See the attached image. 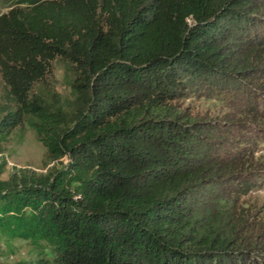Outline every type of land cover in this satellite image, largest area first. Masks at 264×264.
I'll use <instances>...</instances> for the list:
<instances>
[{"label": "trees", "instance_id": "obj_1", "mask_svg": "<svg viewBox=\"0 0 264 264\" xmlns=\"http://www.w3.org/2000/svg\"><path fill=\"white\" fill-rule=\"evenodd\" d=\"M4 7L0 134L27 114L46 117L40 138L67 159L49 174L0 180V233L41 240L52 253L16 264H264L224 183L264 170L240 130L221 131L179 104L200 81L243 85L252 101L264 92V0ZM57 60L72 75L66 115L45 101L55 99Z\"/></svg>", "mask_w": 264, "mask_h": 264}, {"label": "rangeland", "instance_id": "obj_2", "mask_svg": "<svg viewBox=\"0 0 264 264\" xmlns=\"http://www.w3.org/2000/svg\"><path fill=\"white\" fill-rule=\"evenodd\" d=\"M6 10L5 7L0 8V11ZM52 73L54 81H51V84L53 83L55 88L56 100L47 97L45 101L52 108L59 105L61 114L66 115L70 112L68 105L74 99L69 83L72 75L59 60L53 61ZM42 91L46 93L44 88ZM42 91L40 92L43 93ZM4 95V84L0 75V110L6 104ZM262 97L264 92L257 94L256 99L252 101L251 92L237 83H223L217 80L211 83L200 81L188 89L179 99V104L199 118L218 121L221 131H229L235 135L236 130H240L241 134L235 137L250 146V150H245L248 153L247 156L251 157L249 153L251 151L254 163H258V168L261 166L264 170V100L261 99ZM52 103H58V105L54 106ZM250 106H253L252 111L259 114L257 120L248 117L246 112ZM237 121L247 124L245 126L228 124V122ZM45 122L46 117L27 114L23 122L10 133L0 134V165L5 162L0 180L8 179L14 172L21 175L20 170L49 174L65 165L66 157L49 154L40 138L44 136V132L38 133V128H42ZM231 180L237 182L225 181L224 183L227 189L237 196L236 202L242 207L241 219L246 222L242 233L247 239L256 242L257 246L264 251V172L248 174L243 172L241 177L231 178ZM243 183H247L250 186L249 189L241 190L245 188ZM51 254L48 245L41 240L11 238L0 233V264L29 262L37 258L49 257Z\"/></svg>", "mask_w": 264, "mask_h": 264}]
</instances>
